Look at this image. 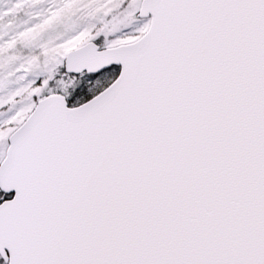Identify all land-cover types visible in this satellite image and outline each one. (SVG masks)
<instances>
[{"label":"snow or ice","instance_id":"6c2138e0","mask_svg":"<svg viewBox=\"0 0 264 264\" xmlns=\"http://www.w3.org/2000/svg\"><path fill=\"white\" fill-rule=\"evenodd\" d=\"M0 264H264V0H0Z\"/></svg>","mask_w":264,"mask_h":264}]
</instances>
